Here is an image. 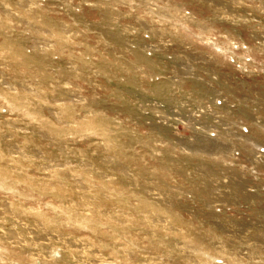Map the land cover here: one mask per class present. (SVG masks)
<instances>
[{
    "label": "rangeland",
    "instance_id": "1",
    "mask_svg": "<svg viewBox=\"0 0 264 264\" xmlns=\"http://www.w3.org/2000/svg\"><path fill=\"white\" fill-rule=\"evenodd\" d=\"M262 62L264 0H0V264H264Z\"/></svg>",
    "mask_w": 264,
    "mask_h": 264
},
{
    "label": "built area",
    "instance_id": "2",
    "mask_svg": "<svg viewBox=\"0 0 264 264\" xmlns=\"http://www.w3.org/2000/svg\"><path fill=\"white\" fill-rule=\"evenodd\" d=\"M260 68L264 74V62H262L260 64ZM216 107H221L222 106V101L217 102V104H215ZM212 105H210V109H211ZM212 110V109H211ZM221 111L217 110L216 108L214 109V113L213 116L215 115H220ZM263 126V130H264V123L262 124ZM216 127V125H215ZM216 132L217 130H213V132ZM249 134V128L247 126H241V130L240 133H238V135L240 136V139H244L246 138L245 135ZM214 135V133H213ZM254 145V144H253ZM239 156V150H234V157L238 158ZM249 159L251 160V164H250V169L253 173L256 174H260V171L258 170L257 166L264 163V145H257L254 149L252 154L250 155Z\"/></svg>",
    "mask_w": 264,
    "mask_h": 264
},
{
    "label": "bare ground",
    "instance_id": "3",
    "mask_svg": "<svg viewBox=\"0 0 264 264\" xmlns=\"http://www.w3.org/2000/svg\"><path fill=\"white\" fill-rule=\"evenodd\" d=\"M247 60V59H246ZM256 65V64H255ZM252 66V65H251ZM203 111V110H202ZM248 127V126H247ZM238 128V127H237ZM250 128V127H249ZM216 129V128H215ZM251 132V131H250ZM252 134V133H251ZM250 141V140H249ZM263 167V166H262ZM259 169H260V167H259ZM262 171V170H261ZM260 179V178H259ZM262 179V178H261ZM262 181V180H261ZM261 187H262V185H261ZM261 187H259V188H261ZM258 188V187H257Z\"/></svg>",
    "mask_w": 264,
    "mask_h": 264
}]
</instances>
